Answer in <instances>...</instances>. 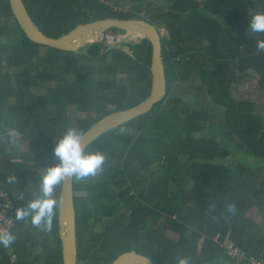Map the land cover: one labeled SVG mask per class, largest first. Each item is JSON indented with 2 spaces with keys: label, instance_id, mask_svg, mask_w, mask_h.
<instances>
[{
  "label": "trees",
  "instance_id": "obj_1",
  "mask_svg": "<svg viewBox=\"0 0 264 264\" xmlns=\"http://www.w3.org/2000/svg\"><path fill=\"white\" fill-rule=\"evenodd\" d=\"M24 1L53 38L110 18L144 19L161 34L167 31L165 99L84 151L102 153L105 162L96 176L74 178L78 264H111L129 251L154 264L182 258L189 264H264V234L252 219L264 217V167L242 160H264V114L255 101L233 94L250 69L264 93V52L256 49L264 33L257 37L248 29L251 17L264 12V0ZM151 58L147 40L120 47L94 43L78 53L37 44L9 0H0V188L15 177L16 187H7L14 198L24 189L25 200L16 198L20 207L40 195L35 174L59 163L53 148L69 128L84 134L149 96ZM12 130L28 150L14 145L19 156L4 150ZM158 161L170 165L157 171ZM55 211L51 232L28 225L30 217L16 221V241L0 246V264H64L59 205ZM229 245L243 258L228 254Z\"/></svg>",
  "mask_w": 264,
  "mask_h": 264
},
{
  "label": "water",
  "instance_id": "obj_2",
  "mask_svg": "<svg viewBox=\"0 0 264 264\" xmlns=\"http://www.w3.org/2000/svg\"><path fill=\"white\" fill-rule=\"evenodd\" d=\"M20 27L33 42L61 51L80 52L94 43L120 47L131 42L147 40L152 46L151 90L139 104L113 112L93 124L83 135L81 146L85 151L100 136L136 118L148 114L167 95V81L163 58L162 34L144 19H102L78 25L66 35L53 38L45 34L30 14L24 0H9ZM112 29L122 33H110ZM59 232L64 264H78L74 178L62 184L59 197ZM111 264H154L136 251L125 252Z\"/></svg>",
  "mask_w": 264,
  "mask_h": 264
},
{
  "label": "clouds",
  "instance_id": "obj_3",
  "mask_svg": "<svg viewBox=\"0 0 264 264\" xmlns=\"http://www.w3.org/2000/svg\"><path fill=\"white\" fill-rule=\"evenodd\" d=\"M248 29L252 35L257 37L264 33V12H257L251 17ZM256 49L259 52H264V40L257 39ZM9 134L16 135L14 130ZM82 135L79 129L69 128L55 144L53 155L59 160V163L54 167L47 168L41 176L40 195L28 202L25 207L15 209L17 221L30 217L34 227L51 232L56 215L55 210L59 205V200L56 197L57 189L66 180L75 178L76 181H80L90 176H96L102 169L105 162L104 155L99 152L85 153L81 146ZM9 183H15V177H10ZM229 211H234V207L230 205ZM15 241L16 237L11 232L0 231V246L10 248ZM178 264H189V262L187 258H182L178 260Z\"/></svg>",
  "mask_w": 264,
  "mask_h": 264
},
{
  "label": "rangeland",
  "instance_id": "obj_4",
  "mask_svg": "<svg viewBox=\"0 0 264 264\" xmlns=\"http://www.w3.org/2000/svg\"><path fill=\"white\" fill-rule=\"evenodd\" d=\"M127 6H128V2H127ZM155 6H158L157 4H155ZM165 11V10H164ZM76 28V27H75ZM162 35L163 34H166L167 35V31L165 29H162ZM124 50L127 51L128 48L127 47H124ZM37 61V60H36ZM36 66L38 64H35ZM33 65V66H35ZM34 75V73H33ZM248 76H251L250 78H248ZM258 80H259V77L257 76V73H255L253 70H248L245 75L243 76V80L242 82L238 85V86H235L234 87V91H233V94H234V97L236 100L240 101V100H251V101H255L256 102V108L259 112L263 113L264 114V93L260 90L259 86H258ZM102 119V118H101ZM204 128V126H203ZM13 138V143L12 141H10V139ZM15 140L17 143H15ZM20 140V135L16 134L14 136H8L6 139H5V147H4V150H6L8 152V154H11L14 152V154H16V156H19L20 154L18 153V148H15V150L13 151V146L16 145V146H20L21 145V142L19 141ZM21 149L25 150V151H28L25 147L23 148V144L20 146ZM36 149V148H35ZM27 159L30 160V155L26 157ZM243 161L246 160L245 163H248L249 166H252V167H264V160L263 159H260V158H256V157H251V156H245L244 155V158L242 159ZM170 164H167V163H164V161H158L155 163L153 169L159 171L162 167H168ZM46 168H48V166L45 165ZM45 167L43 166L36 174H35V177H41V175L45 172ZM26 175V173H25ZM17 179L19 182H22L23 181V176L20 174V175H16ZM87 179V178H86ZM18 184V182L16 181V178H15V187L16 185ZM9 186V183H5V186L4 188H7ZM21 186L18 185L17 186V189H20ZM37 187L35 186L34 183H30V190L32 191V193H35L37 191L36 189ZM9 190V189H8ZM61 191V187H59V192ZM23 192L24 193H16L15 194V198H18V200H25V191L23 189ZM39 195L37 196H34L33 199L37 198ZM22 197V198H21ZM19 203V202H18ZM252 214V213H251ZM254 223H257L259 226L256 228V230L261 233V234H264V226H263V219L264 217L260 214H255L253 217H252ZM28 225H31V221L29 220L28 221ZM218 236L215 238L217 240ZM204 242V237L201 238L199 240V243H198V246H199V251L201 249V246H202V243ZM224 244H228V240H225V243ZM228 254L232 255V256H236L235 255V252L232 250V245H229L228 246ZM122 255V254H121ZM120 256V255H119ZM118 256V257H119ZM244 255H241V256H236L240 259L243 258ZM117 257V258H118ZM14 261L16 262L17 261V258L14 259Z\"/></svg>",
  "mask_w": 264,
  "mask_h": 264
},
{
  "label": "built area",
  "instance_id": "obj_5",
  "mask_svg": "<svg viewBox=\"0 0 264 264\" xmlns=\"http://www.w3.org/2000/svg\"><path fill=\"white\" fill-rule=\"evenodd\" d=\"M20 207L16 199L11 195V193L5 189L0 188V231L7 230L11 232L15 225V209ZM236 256L244 255L242 251L238 248H233ZM252 264H262L261 261L256 259H251Z\"/></svg>",
  "mask_w": 264,
  "mask_h": 264
},
{
  "label": "crops",
  "instance_id": "obj_6",
  "mask_svg": "<svg viewBox=\"0 0 264 264\" xmlns=\"http://www.w3.org/2000/svg\"><path fill=\"white\" fill-rule=\"evenodd\" d=\"M8 190V189H7ZM10 192V190H8Z\"/></svg>",
  "mask_w": 264,
  "mask_h": 264
}]
</instances>
